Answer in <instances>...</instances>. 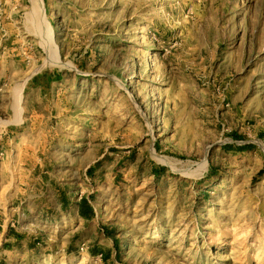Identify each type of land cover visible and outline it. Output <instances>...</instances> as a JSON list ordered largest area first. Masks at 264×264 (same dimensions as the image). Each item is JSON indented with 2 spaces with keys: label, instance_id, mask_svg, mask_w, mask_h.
<instances>
[{
  "label": "rangeland",
  "instance_id": "obj_1",
  "mask_svg": "<svg viewBox=\"0 0 264 264\" xmlns=\"http://www.w3.org/2000/svg\"><path fill=\"white\" fill-rule=\"evenodd\" d=\"M43 5L0 0V264H264V0Z\"/></svg>",
  "mask_w": 264,
  "mask_h": 264
},
{
  "label": "bare ground",
  "instance_id": "obj_2",
  "mask_svg": "<svg viewBox=\"0 0 264 264\" xmlns=\"http://www.w3.org/2000/svg\"><path fill=\"white\" fill-rule=\"evenodd\" d=\"M30 1H31V5H32L30 15H31V22H32L33 29L36 30L37 33L40 34L41 36H43L45 34V30H46V33L48 32L47 30H49V32L51 34L52 28H51L50 23L48 22V20L45 17V9H44V5H43V0H30ZM44 36H46V34ZM50 39H51V37H50ZM50 39H49V43H50ZM52 41H53V39H52ZM46 43H47V41H45L43 45L45 46L49 57L52 58V56L55 55L54 54V48L56 46L54 44L53 45L54 47L53 46L51 47L50 44H48V43L46 44ZM20 101H21V97L19 96V103H20ZM152 152H153L154 158L157 161L172 165L171 161L168 158L158 155L154 149L152 150Z\"/></svg>",
  "mask_w": 264,
  "mask_h": 264
},
{
  "label": "trees",
  "instance_id": "obj_3",
  "mask_svg": "<svg viewBox=\"0 0 264 264\" xmlns=\"http://www.w3.org/2000/svg\"><path fill=\"white\" fill-rule=\"evenodd\" d=\"M79 215L84 219H91L94 216V210L87 197H82L78 203ZM106 258V256H104Z\"/></svg>",
  "mask_w": 264,
  "mask_h": 264
},
{
  "label": "crops",
  "instance_id": "obj_4",
  "mask_svg": "<svg viewBox=\"0 0 264 264\" xmlns=\"http://www.w3.org/2000/svg\"><path fill=\"white\" fill-rule=\"evenodd\" d=\"M7 237H9L8 234H5V236H4L3 240H2V242H3L2 246H4V242H6L8 240Z\"/></svg>",
  "mask_w": 264,
  "mask_h": 264
}]
</instances>
